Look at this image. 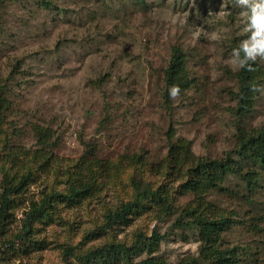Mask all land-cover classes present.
Segmentation results:
<instances>
[{
    "label": "rangeland",
    "instance_id": "374dc122",
    "mask_svg": "<svg viewBox=\"0 0 264 264\" xmlns=\"http://www.w3.org/2000/svg\"><path fill=\"white\" fill-rule=\"evenodd\" d=\"M47 2L0 0V80L8 81L4 95L10 104L0 125V158L6 156L2 152L39 148L34 124L51 130L52 167L63 163V169L88 149L110 161L125 157L129 165L140 155L151 180L165 183L178 207L163 219L148 220L146 230H156L161 240L156 251L142 257L176 263L197 254V229L175 224L193 195L179 193L184 178L179 173L156 175L155 165L180 138L191 141L195 156L215 158L236 146L239 125L264 127V91H258L254 110L242 121L235 113L237 71L228 66V57L247 36L243 9L235 0ZM174 47L186 54L193 84L168 101L164 77ZM259 88L264 89V80ZM246 167L259 171L251 188L243 176L230 175L209 198L235 219L224 238L241 246L238 264H264V170ZM136 170L127 168L121 179ZM42 180L18 197L7 234L18 231L31 201L49 190ZM101 194L74 209L64 207L55 221L43 225L38 233L46 239L43 249L2 251L0 264H62L65 246L102 223L106 208L118 201L110 185ZM143 226L136 218L85 242L84 249L106 241L130 243Z\"/></svg>",
    "mask_w": 264,
    "mask_h": 264
},
{
    "label": "trees",
    "instance_id": "16d2710c",
    "mask_svg": "<svg viewBox=\"0 0 264 264\" xmlns=\"http://www.w3.org/2000/svg\"><path fill=\"white\" fill-rule=\"evenodd\" d=\"M43 3L49 4L47 0H43ZM254 67L256 70L252 72L244 69L236 72L238 91L235 97L238 106L235 113L240 121L254 110L258 91L252 89L259 87L264 80V68L259 60ZM164 83V96L168 101L171 99L168 93L171 86L178 85L182 93L193 84L186 54L179 47L172 49L170 62L165 68ZM7 84V80H0V125L4 120L3 111L10 106L4 95ZM32 129L39 148L32 151L24 149L2 152L6 156L3 160L0 158V253L10 250L12 254H18L20 250L35 252L43 249L46 239L40 240L38 235L43 225L55 221L64 207L74 209L85 202L87 204L92 198H101V192L110 185L116 193L117 203L106 208L102 223L85 230L75 245L65 246L62 251V264L240 263L241 258L237 251L241 246H230L224 238V232L235 219L224 213L209 197L215 189L223 188L230 175L243 176L250 188L253 181L256 182L259 171L251 168L252 166L246 167V164H256L264 170V127L254 129L239 125L236 146L224 156L215 158L195 156L191 150V141L180 138L179 141L171 143L167 157L155 165L156 175L163 173L170 177L179 173L180 178L184 177L179 193L193 195L189 203L182 207L175 224L197 229L199 249L197 254L176 263L154 256L142 257L145 252L152 254L156 251L161 240L159 232L146 230L148 220L163 219L178 210L176 196L169 192L165 183L159 184L156 180H151L142 156L133 155L131 167L126 163L125 157L117 162L110 161L96 156L93 150L88 149L78 160L64 165L63 169V163L60 168H56L52 167L54 156L47 149L55 143L51 140V130L39 124H34ZM168 134L172 140L174 135L170 131ZM55 165H58L57 161ZM127 168L140 170L122 180L121 174ZM50 176L54 179L50 180ZM42 177L46 181L44 185L50 187L49 190L42 191L39 201H31L18 231L7 234L18 197ZM136 218H141L144 226L136 230V238L132 242L106 241L84 249L85 242L98 238L116 226L131 225Z\"/></svg>",
    "mask_w": 264,
    "mask_h": 264
},
{
    "label": "clouds",
    "instance_id": "9594fccd",
    "mask_svg": "<svg viewBox=\"0 0 264 264\" xmlns=\"http://www.w3.org/2000/svg\"><path fill=\"white\" fill-rule=\"evenodd\" d=\"M237 7L243 9L246 38L232 49L228 57V66L236 71L241 69L255 71L258 60H264V0H235ZM253 91H264L259 87ZM169 97L176 100L181 89L173 85L168 89Z\"/></svg>",
    "mask_w": 264,
    "mask_h": 264
}]
</instances>
